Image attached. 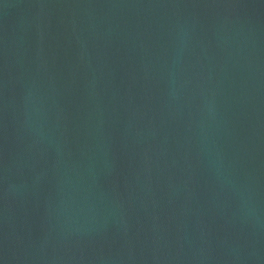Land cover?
<instances>
[{
    "label": "water",
    "instance_id": "1",
    "mask_svg": "<svg viewBox=\"0 0 264 264\" xmlns=\"http://www.w3.org/2000/svg\"><path fill=\"white\" fill-rule=\"evenodd\" d=\"M0 264H264V0H0Z\"/></svg>",
    "mask_w": 264,
    "mask_h": 264
}]
</instances>
